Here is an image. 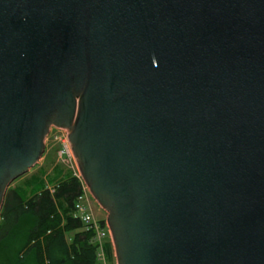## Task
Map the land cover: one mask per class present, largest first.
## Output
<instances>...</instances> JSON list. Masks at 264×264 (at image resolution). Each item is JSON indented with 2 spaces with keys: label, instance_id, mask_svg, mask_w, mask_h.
I'll return each mask as SVG.
<instances>
[{
  "label": "water",
  "instance_id": "95a60500",
  "mask_svg": "<svg viewBox=\"0 0 264 264\" xmlns=\"http://www.w3.org/2000/svg\"><path fill=\"white\" fill-rule=\"evenodd\" d=\"M50 128L115 264H264V0H0V208Z\"/></svg>",
  "mask_w": 264,
  "mask_h": 264
},
{
  "label": "trees",
  "instance_id": "16d2710c",
  "mask_svg": "<svg viewBox=\"0 0 264 264\" xmlns=\"http://www.w3.org/2000/svg\"><path fill=\"white\" fill-rule=\"evenodd\" d=\"M53 179L27 199L6 193L0 208V264H98L94 233L80 221L74 204L81 184L72 174ZM100 228L104 222L99 221ZM101 253L112 261L109 241Z\"/></svg>",
  "mask_w": 264,
  "mask_h": 264
},
{
  "label": "rangeland",
  "instance_id": "374dc122",
  "mask_svg": "<svg viewBox=\"0 0 264 264\" xmlns=\"http://www.w3.org/2000/svg\"><path fill=\"white\" fill-rule=\"evenodd\" d=\"M49 130L50 131H48L44 139L43 151L38 161L24 175L20 176L19 178L11 182L7 186L4 195L6 193L13 192L15 195L17 194L20 198L27 199L35 191L39 189H43V188L51 189V186L53 184L52 183L53 179L56 177L57 174H58L57 179H59L64 175L72 174L73 173L72 171H75L77 179L84 188L83 195L85 196V202H84L85 206H87L91 216L95 221L104 222L105 213L96 205V203L93 201V199L87 192L85 186L83 185L81 179L79 178L76 168L74 167L75 169L72 170L57 162V158L55 156V151L57 149V146L53 142V136L57 133L53 129H49ZM106 239L110 243L109 236H107L105 240ZM112 258H113V253H112ZM104 264H115V262L114 259H112L111 262L107 263L105 261Z\"/></svg>",
  "mask_w": 264,
  "mask_h": 264
},
{
  "label": "built area",
  "instance_id": "2783aa9c",
  "mask_svg": "<svg viewBox=\"0 0 264 264\" xmlns=\"http://www.w3.org/2000/svg\"><path fill=\"white\" fill-rule=\"evenodd\" d=\"M50 129H53L57 133L53 136V142L57 146L55 151L57 162L74 170L75 163L70 152L65 131L54 128ZM72 172V175L77 178L75 171ZM81 192V196L77 198L74 204V210L80 221L87 227V230L89 229L94 233V242L97 245L96 260L98 264H104V259L101 253V243L109 235L106 227L104 226V228H100L98 222L93 219L87 206H85V196L83 195L84 188L82 185Z\"/></svg>",
  "mask_w": 264,
  "mask_h": 264
}]
</instances>
